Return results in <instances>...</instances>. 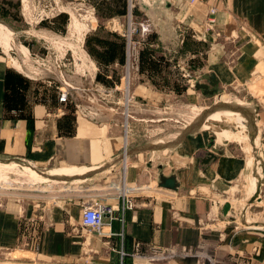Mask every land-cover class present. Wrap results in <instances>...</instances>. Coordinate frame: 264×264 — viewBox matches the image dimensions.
<instances>
[{
	"label": "crops",
	"instance_id": "1",
	"mask_svg": "<svg viewBox=\"0 0 264 264\" xmlns=\"http://www.w3.org/2000/svg\"><path fill=\"white\" fill-rule=\"evenodd\" d=\"M75 3L92 15L77 17L71 8ZM129 15L157 25L147 38L145 56H140L147 67L136 74L140 77L130 90L124 88L129 73L121 70ZM175 25L185 32L181 41L175 40ZM0 27L20 34V52L0 50V157L27 162L51 183L48 192L0 204V264H144L143 256L133 259L136 242L142 244L141 255L148 243L191 249L189 255L150 264H264V229L237 226L232 204L223 198L240 181L245 184L251 172L239 150L217 142L214 133L201 127L168 144L139 143L132 121L142 119L134 113L117 116L112 106L107 113L99 111L89 97L77 102L69 85L66 89L53 83L50 72L24 67L32 57L72 59L73 47H81L89 71L82 77L114 94L116 105L126 108L140 97L148 105L161 92L152 68L161 57L154 47L160 44L169 59L174 57L168 53L172 42V51L185 57L196 74L194 84L176 85L177 93L189 102L206 96L194 85L208 84L213 75L216 81L208 85V94L230 92L249 100L244 103L264 126V0H0ZM112 43L114 52L108 51ZM98 61L109 62L102 64L104 72ZM162 73L159 87L170 92L174 72ZM140 78L145 80L139 85ZM61 90L68 94L64 102L59 100ZM153 151L164 155L158 164L144 161ZM259 152L264 173V143ZM67 169L74 172L50 173ZM161 174L174 175L177 189L159 186ZM122 183L142 187L128 194L134 197L132 208L118 193ZM255 184L252 196L264 205V180ZM96 199H103L112 212L91 232L81 226L82 210Z\"/></svg>",
	"mask_w": 264,
	"mask_h": 264
},
{
	"label": "rangeland",
	"instance_id": "2",
	"mask_svg": "<svg viewBox=\"0 0 264 264\" xmlns=\"http://www.w3.org/2000/svg\"><path fill=\"white\" fill-rule=\"evenodd\" d=\"M71 8L72 11L76 13L77 17L79 13L85 14L87 16L88 14L92 15L90 9H87V7L83 5L75 3ZM154 15L160 16V14L157 13ZM128 18L130 17H127V23ZM132 22L136 24L137 28L132 35V43L130 44L127 40L124 43V58L121 68L122 72H129L130 77L127 79V81L124 80V88H127L128 90H130V88L132 87L135 77H140L139 75H136L138 74V72H140V69L147 67L148 62L141 61L140 56H145V53L143 52L146 49V41L149 34L153 32L152 30H157V25L153 23V20H148L146 17L136 20L132 19ZM157 22L160 21L158 20ZM140 23L149 24V32L147 33V35L146 33H141ZM179 29V26H176V29L174 30V32L176 33L175 40L177 38L178 41H181L185 32ZM158 32L162 33L163 29L158 28ZM171 36L173 37V33H171ZM19 39L20 34L17 30H7L0 27V50H8L12 53V55H14V53H18ZM29 39L31 38H28V40ZM73 41L74 43L76 42L75 36L73 37ZM171 44V47H168V49H170L171 51L168 53L174 55V57H170L169 59H166V55L168 54H164L165 52L163 51L160 44H156L154 47L156 54L161 57V60L156 63L155 68L152 67L155 70V86L160 89L161 92L158 94L156 93L154 95V98L148 102V105H146V101H144V99H141V97L140 99H137L135 101H130L128 107L126 108L124 107L123 103H118L116 105L113 103L114 100H116L114 98V94L108 91H104L103 89H99L93 79L82 77V72L89 71L85 69L88 68V61H86L81 56L82 51L81 47L79 46V48L73 47L74 55L72 59L69 58L59 60L54 59V57H32L28 61L24 62V67L31 68V70L33 69L36 72H50V78L52 79V81H54L53 83H59L60 86H65L66 89L69 85V91L73 94L77 102L83 101V97H89L88 99L91 100L92 103H95V106L99 108V111L101 108V111L106 110L107 113L109 107L112 106V111L116 112L117 116L122 115L126 118H129L130 115L134 113L133 116H135V118L139 117V119H142L140 121H132V123H136L135 125L138 127V130H136V132L137 135H139V143L154 142L157 144H164L167 143V141L169 142L170 140H173V138L181 134L182 131H184L190 124L200 118V116L204 112H206L207 110L209 111V108H212L214 104L223 103L219 100L221 96L230 98V100L232 101L229 104L233 106L237 105L235 104L236 101L234 100H240V106L244 105L242 107L248 111L247 115L238 112V115L244 119L242 131L246 132V138H242L241 140L246 139V145L251 148L250 152H252V156L254 158V167H251L249 176H256L257 181H260V178L261 180H264V173L261 172L259 168V149L261 147V143H264V126L259 124L258 117L253 109H250L246 106L245 103H250V101L241 97L237 98L235 94L230 92L213 91L206 96H202L201 94H199L197 96V99L191 100L193 102H189V100L185 98V95L177 93L178 89L176 90L174 88L176 87V85L182 88V86L186 84H192V81L196 80V74L194 75V72L190 70L191 68H188L186 66L185 57L180 58L178 52H174L175 49L172 51L175 45L172 42ZM128 49H131L132 53L130 55V58H128L127 55ZM141 50L142 52H140ZM78 53L80 54V56L78 55ZM99 62L101 64H99L98 62H96V64L100 67L103 63H105L104 61ZM108 63H106V65ZM170 66L173 70L168 69V67ZM168 70L174 72L169 79V81L172 83V88H170V92H163L159 87L162 85L164 79V74L162 72H169ZM102 72H104L103 66ZM137 80L138 84L140 85V82L145 79L142 78L140 81L139 79ZM83 88L85 89L84 92L82 91L84 90ZM98 103H100L101 105L99 106ZM82 105L80 106L81 108H87L86 106ZM197 109H201L198 114L195 113ZM86 110H90L93 113L96 112V110L94 109ZM209 113L211 112H208V114ZM208 114L206 113L205 115L207 116ZM132 123L129 122L128 128L130 130L134 129ZM201 129L207 128L201 127ZM210 132L213 135V132L211 130ZM214 136L216 137L215 133ZM221 143H225L229 147H235V150H239L238 152L240 154L242 153L243 156H246V153L243 151L241 145L237 143V141L234 142L223 140ZM145 155L146 156L144 158V161L150 159L151 161H148V163L151 162L152 164H158L162 161L161 158L164 156L160 151L148 152ZM25 166L31 167L32 169L37 170V172H31L32 170L30 171L29 169L25 168ZM38 171L40 172L42 170L34 168L27 162L0 157V202L3 203V200H6L8 198H30V195H33L35 193L41 194L44 192H48L47 190H50V186L48 184L51 183L48 179H44L42 177V174L38 173ZM239 183L241 185H239V187L233 194L227 193L223 197L224 199L230 201L232 204L231 213L233 215V218L235 219L234 223L239 227L251 225L264 229V205H259L258 202L256 203L253 197L254 195L252 196V194H249V185L247 184L248 180L245 184L243 181H240ZM250 199L254 201L249 203Z\"/></svg>",
	"mask_w": 264,
	"mask_h": 264
},
{
	"label": "built area",
	"instance_id": "3",
	"mask_svg": "<svg viewBox=\"0 0 264 264\" xmlns=\"http://www.w3.org/2000/svg\"><path fill=\"white\" fill-rule=\"evenodd\" d=\"M130 17V15H129ZM131 18H128L127 23V29L124 32V36L126 40L131 44L132 43V35L136 31V24L130 20ZM149 24H142L140 23L141 33L144 34L149 32ZM131 49H128L127 55L128 58H130L131 55ZM129 73V72H127ZM193 84V82H192ZM68 98V94L66 90H61L59 100L60 101H66ZM142 189L139 185L129 186L128 184L122 183V187L119 189L118 193L121 198L125 200V203L127 204V207L132 208L134 207V203L132 201V198L128 194L129 193H136L140 192ZM126 198V199H125ZM1 204V202H0ZM112 208L109 204H106L103 199L99 200H92L83 206L82 210V217H81V226L88 231L95 232L100 229V227L103 225V218L106 213H111ZM142 247V244L139 242H136L134 244V252H133V259H137L140 256H143V263L144 264H150L152 262H167L171 260L174 257H181L185 255L191 254V249L187 248L185 246H181L178 248L173 247H166V246H160L154 243H148L145 244V254H140V249ZM210 261V258H206ZM137 261L134 263L136 264ZM215 264H227L225 262H213Z\"/></svg>",
	"mask_w": 264,
	"mask_h": 264
},
{
	"label": "bare ground",
	"instance_id": "4",
	"mask_svg": "<svg viewBox=\"0 0 264 264\" xmlns=\"http://www.w3.org/2000/svg\"><path fill=\"white\" fill-rule=\"evenodd\" d=\"M62 7V6H61ZM80 10V9H79ZM66 11V10H65ZM70 14V13H69ZM74 18V17H73ZM83 18V15L82 17ZM75 19V18H74ZM76 20V19H75ZM74 22V21H73ZM2 24V23H1ZM73 24V23H72ZM80 24V23H79ZM82 25V24H80ZM83 26V25H82ZM78 27V26H77ZM75 29V28H74ZM79 29V28H78ZM82 29V28H81ZM88 29V28H86ZM2 30V29H1ZM8 30V29H7ZM77 30V28H76ZM84 30V29H83ZM4 31V30H3ZM32 32V31H31ZM80 32V31H78ZM33 33V32H32ZM31 33V34H32ZM71 33V32H70ZM87 33V32H86ZM36 34V33H35ZM79 34V33H78ZM4 35V34H3ZM12 35V34H11ZM10 35V36H11ZM76 36V35H75ZM40 37V36H39ZM12 38V37H11ZM78 38V37H77ZM82 38V37H81ZM45 39V38H44ZM48 40V38H46ZM83 39V38H82ZM49 41V40H48ZM58 41V39H57ZM10 42V41H9ZM50 42V41H49ZM52 42V41H51ZM65 42V41H64ZM83 42V41H81ZM59 44V43H58ZM56 44V45H58ZM82 44V43H81ZM70 45V43H69ZM59 46V45H58ZM65 46V45H64ZM3 47V46H2ZM61 47V46H60ZM25 48V47H24ZM64 48V47H63ZM59 50V49H58ZM62 50V49H61ZM66 51V49H64ZM63 50V51H64ZM69 50V49H68ZM11 51V50H10ZM56 51V50H55ZM64 51V52H65ZM20 52V51H19ZM28 52V51H27ZM74 52V51H73ZM63 53V52H62ZM59 54V53H58ZM29 55V54H28ZM83 56V55H82ZM87 58V57H86ZM9 59V58H8ZM15 59V58H14ZM23 59V58H22ZM88 59V58H87ZM16 60V59H15ZM86 60V59H85ZM88 61V60H87ZM12 63H14V61H12ZM18 63V62H17ZM16 63V64H17ZM84 63V62H83ZM88 63V62H87ZM21 65V64H20ZM86 65V64H85ZM84 68V67H83ZM86 69V68H85ZM90 70V69H89ZM23 71V70H22ZM108 98V97H107ZM220 102L229 104L232 100H230V98L228 97H222L219 98ZM236 101L235 104H237L238 106H240V100H234ZM216 102V101H215ZM214 102V103H215ZM217 104V103H216ZM244 104V103H243ZM215 105V104H214ZM213 105V106H214ZM234 105V106H237ZM237 106V107H238ZM244 106V105H242ZM240 106V107H242ZM197 108V107H196ZM209 108V107H208ZM211 108V107H210ZM210 108H209V112H210ZM184 109V108H183ZM201 111V109H197L195 111V113H199ZM206 111V110H205ZM164 112V111H163ZM196 114V115H197ZM238 111H233L230 109H218L215 110L213 112H211L210 114H208V116L205 119V123L202 124V128H207L210 129L213 133H215L216 135V141L217 142H222L223 140H229V141H234L237 143H239L241 145V147L244 149L245 153H246V157H247V166L250 165V167H254V158L252 156V152H250L251 148L246 145V139L245 140H241L242 138H246V132L242 131L243 129V124H244V119L241 118L238 115ZM199 117V116H198ZM185 119V118H184ZM248 120V119H247ZM249 121V120H248ZM187 123V122H186ZM160 131V130H159ZM154 134V132H153ZM178 137V136H177ZM221 139V140H220ZM168 144V143H166ZM158 156V155H157ZM152 158V157H151ZM8 165V164H6ZM5 168V167H4ZM25 168L29 169L31 172L35 171L34 169H32L31 167L25 166ZM24 168V169H25ZM80 169V168H79ZM78 171V170H77ZM76 171V172H77ZM74 171L73 170H61V171H51V174H58V173H63V174H72ZM82 172V171H81ZM38 174V173H37ZM75 174V173H74ZM38 178V177H37ZM248 185H249V191L250 194H254L255 193V186L257 184H255L257 182V179L255 178V176H248Z\"/></svg>",
	"mask_w": 264,
	"mask_h": 264
},
{
	"label": "water",
	"instance_id": "5",
	"mask_svg": "<svg viewBox=\"0 0 264 264\" xmlns=\"http://www.w3.org/2000/svg\"><path fill=\"white\" fill-rule=\"evenodd\" d=\"M214 81L215 78L213 75L210 76V79L208 80V84H205V83H200V82H196L195 83V87L197 89H203L204 90V93L205 94H208V91H207V87L208 85H213L214 84ZM210 93V92H209ZM216 109H230V110H233V111H238L240 113H243L244 115H247L248 114V111L243 108V107H240V106H233V105H230V104H226V103H218V104H215L210 110H216ZM208 110L206 112H204L200 118H198L195 122H193L192 124H190L183 132H182V135L184 134H188L190 132H192L194 129L198 128V127H201L202 124L204 123L206 117L205 114L207 113L208 114ZM210 112H213V111H210ZM210 114V113H209ZM205 115V117H204ZM163 145H154L152 148L153 149H158V148H162ZM151 148V149H152ZM210 157L212 156V154L209 155ZM158 185L163 187V188H167V189H171V190H176L177 187H178V182L175 178L174 175H163L161 174L159 176V182H158ZM228 208L227 204L224 205L223 207V210L226 211V209Z\"/></svg>",
	"mask_w": 264,
	"mask_h": 264
},
{
	"label": "trees",
	"instance_id": "6",
	"mask_svg": "<svg viewBox=\"0 0 264 264\" xmlns=\"http://www.w3.org/2000/svg\"><path fill=\"white\" fill-rule=\"evenodd\" d=\"M123 40H124V42H123V44L126 42V38H125V36L123 35ZM108 51H110V52H114V45H113V43L112 44H109V47H108ZM124 58V57H123ZM105 62V61H104ZM98 63L99 64H101L99 61H98ZM106 63H108V62H105V63H103V64H106ZM122 63H123V60H122Z\"/></svg>",
	"mask_w": 264,
	"mask_h": 264
}]
</instances>
